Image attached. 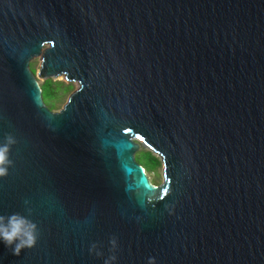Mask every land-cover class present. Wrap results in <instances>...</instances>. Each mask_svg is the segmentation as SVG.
<instances>
[{
	"label": "water",
	"instance_id": "water-1",
	"mask_svg": "<svg viewBox=\"0 0 264 264\" xmlns=\"http://www.w3.org/2000/svg\"><path fill=\"white\" fill-rule=\"evenodd\" d=\"M36 56L79 83L58 111ZM8 133L0 215L39 237L0 264H264V0H0Z\"/></svg>",
	"mask_w": 264,
	"mask_h": 264
},
{
	"label": "clouds",
	"instance_id": "clouds-1",
	"mask_svg": "<svg viewBox=\"0 0 264 264\" xmlns=\"http://www.w3.org/2000/svg\"><path fill=\"white\" fill-rule=\"evenodd\" d=\"M17 143V139L11 133L4 137V142L0 143V177L8 175L9 167L13 165L14 161L10 159V150L13 145ZM29 202L26 200L25 204ZM29 215L32 212L31 208L27 209ZM39 237L38 225L33 222L28 216L20 213H13L10 215H0V240L6 246L11 248L14 255H20L25 248H32L36 245ZM112 255L104 260V264H113L117 260L114 254L118 247L117 238L113 236L110 239ZM90 252H94L97 256H102L103 252L99 251L97 244L93 243L89 248ZM148 264H156L155 257H149Z\"/></svg>",
	"mask_w": 264,
	"mask_h": 264
},
{
	"label": "rangeland",
	"instance_id": "rangeland-1",
	"mask_svg": "<svg viewBox=\"0 0 264 264\" xmlns=\"http://www.w3.org/2000/svg\"><path fill=\"white\" fill-rule=\"evenodd\" d=\"M40 67H41V57L40 56H36L31 61V69H35V71H36L35 73L37 75L38 72H39ZM37 77H38V81H39L40 85H42L46 81L45 79L41 78L39 75H37ZM54 80L64 81L67 84H72V86H73L72 91H70L62 100H60L58 102L57 107L54 109V111H58L67 102L68 97L71 95V93L75 89L78 88L79 83L77 81L68 82V81H66V79L64 78V76H61L60 78L54 79ZM140 150H144V151H138L137 152V154H136L137 160L140 161L141 163H143L144 165L145 164H148L149 167H147V174H148L150 180L152 181V183H154L157 186L161 185L163 183V181H164V176H163L164 165L162 164V161L158 157L159 160L161 161V163L156 162V157L151 152L149 154V156H150L149 157L148 154H147V152H145V151H149L148 148L141 147ZM158 163H159V165H157Z\"/></svg>",
	"mask_w": 264,
	"mask_h": 264
},
{
	"label": "trees",
	"instance_id": "trees-1",
	"mask_svg": "<svg viewBox=\"0 0 264 264\" xmlns=\"http://www.w3.org/2000/svg\"><path fill=\"white\" fill-rule=\"evenodd\" d=\"M32 71L34 73L36 72L35 69H32ZM41 87L43 89L44 101H45V103L47 104V106L51 110H54L57 107L58 102L60 100H62L73 89L72 84H67L64 81H57V80H54V79L46 80L41 85ZM139 151H144V150H139ZM145 152H147L148 156H149V154L151 152L156 157V162L161 163V161L159 160L158 156L155 155L151 150L145 151ZM138 162L141 163L140 161H138ZM159 163L157 165H159ZM141 164L145 167V169L147 171V167H149L148 164H145V165L143 163H141Z\"/></svg>",
	"mask_w": 264,
	"mask_h": 264
},
{
	"label": "snow or ice",
	"instance_id": "snow-or-ice-1",
	"mask_svg": "<svg viewBox=\"0 0 264 264\" xmlns=\"http://www.w3.org/2000/svg\"><path fill=\"white\" fill-rule=\"evenodd\" d=\"M166 191V190H165Z\"/></svg>",
	"mask_w": 264,
	"mask_h": 264
}]
</instances>
